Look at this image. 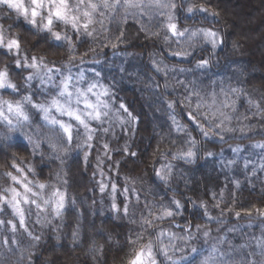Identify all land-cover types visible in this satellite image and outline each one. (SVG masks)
Wrapping results in <instances>:
<instances>
[{
    "label": "clouds",
    "instance_id": "obj_1",
    "mask_svg": "<svg viewBox=\"0 0 264 264\" xmlns=\"http://www.w3.org/2000/svg\"><path fill=\"white\" fill-rule=\"evenodd\" d=\"M133 262L264 264V0H0V264Z\"/></svg>",
    "mask_w": 264,
    "mask_h": 264
},
{
    "label": "snow or ice",
    "instance_id": "obj_2",
    "mask_svg": "<svg viewBox=\"0 0 264 264\" xmlns=\"http://www.w3.org/2000/svg\"><path fill=\"white\" fill-rule=\"evenodd\" d=\"M174 27V26H173ZM139 259V256L137 257ZM133 264H135V262H133Z\"/></svg>",
    "mask_w": 264,
    "mask_h": 264
}]
</instances>
